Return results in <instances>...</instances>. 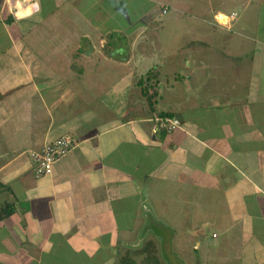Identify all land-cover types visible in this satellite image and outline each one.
<instances>
[{"label":"crops","instance_id":"crops-1","mask_svg":"<svg viewBox=\"0 0 264 264\" xmlns=\"http://www.w3.org/2000/svg\"><path fill=\"white\" fill-rule=\"evenodd\" d=\"M113 1L137 12L79 45L62 38L93 35L101 0L23 19L0 0V264H264V0ZM65 135L32 177L28 152Z\"/></svg>","mask_w":264,"mask_h":264},{"label":"rangeland","instance_id":"rangeland-1","mask_svg":"<svg viewBox=\"0 0 264 264\" xmlns=\"http://www.w3.org/2000/svg\"><path fill=\"white\" fill-rule=\"evenodd\" d=\"M102 2L100 3V2H98L97 4H96V10H97V12H96V18L94 19H92V22H94L95 24H98V25H94V26H90V30H91V32H93L94 34L93 35H91L90 33H89V31L87 30V26H86V24H84V22L83 21H79V24L80 25H77V26H75V27H71V26H69V27H71V28H69V30L71 31V32H73L72 33V35H73V37L72 36H70V35H68V36H64L63 38H62V40L64 39V43H69V44H73V43H75L74 41H73V39H75V36H80L81 37V39L79 40H77L78 42H79V45L81 44V43H84L85 41H90V43H94L95 41H94V36L96 35V33H99V32H101L102 30H103V27H104V25L102 24V21L100 22L99 21V19H98V17L97 16H108V12H109V10H113V11H115L116 12V16L115 17H113V19L112 20H107V23H111V26H109V28L107 27V25H106V29L107 30H112L113 29V27H116V24L117 23H120V22H123L124 21V18H120L121 16H124L125 14L128 16L129 15V12H137V7L138 6H136V4L137 3H134L133 5H131V4H127V5H125V4H121V3H118V4H116V3H114V1L113 0H108L109 2L107 3V2H105V0H101ZM112 1V2H111ZM180 1V0H179ZM177 4V3H176ZM124 5V7H122L121 8V6H123ZM184 5V2L183 3H181V7ZM214 5V4H213ZM99 6V7H98ZM108 6V8H106ZM99 8H100V10H99ZM108 9V10H107ZM143 11H145V12H150L151 13V8L148 6V7H144V9H142ZM142 10L140 9V12H142ZM229 10V9H228ZM110 13V12H109ZM225 13H228V11L227 12H225ZM147 13H146V15L143 17V22L144 23H146L145 21H147ZM172 15H173V13L172 12H170L169 13V15L167 16V14L165 15V16H158V18H156L155 20H153V22H152V24H151V27H150V29L151 30H155L156 28H157V26H160V25H162V26H166V24L164 23V22H168V21H170V19H169V17H172ZM120 18V19H119ZM55 20H53V22H54ZM125 21H126V23H129L132 27H136V18L135 17H131V18H128V19H126L125 18ZM113 24V25H112ZM171 24V23H170ZM100 25V26H99ZM109 25V24H108ZM173 25H175V28H177L176 26H180V27H182L183 26V23H181L180 25H176V24H173ZM117 26H120L119 24H117ZM106 30V31H107ZM83 33H86L87 34V37H83L82 36V34ZM103 33V32H102ZM153 33H154V31H152L151 32V34L149 33L148 35L146 34L145 35V39H147V40H150L151 42H153V44L154 43H157L158 42V38H156V37H153ZM72 37V38H71ZM141 38H142V36H141ZM43 40H42V42H48V43H55V44H58V43H60L61 42V40H60V37H58V36H56L55 34H52V35H50V36H47V37H45V38H42ZM53 40H55V42H53ZM52 45H54V44H52ZM56 46V45H55ZM224 82H225V84L224 85H226V86H229V82L227 81V80H224ZM164 101H166V99H164ZM143 103V105H144V100L142 101ZM69 136V135H68ZM71 137V136H70ZM152 230L154 231V233H155V235L156 236H160V237H162V236H164V234L166 233V231H163L162 232V230H161V228H152ZM210 231H213V230H210ZM159 232V233H158ZM206 236H207V239L208 240H210V232H209V234L206 232V233H204ZM166 236V235H165ZM207 240V242H209ZM182 249V248H181ZM202 251V250H201ZM195 253V252H194ZM193 253V255H192V257H194V254ZM194 261H197L196 260V258H194Z\"/></svg>","mask_w":264,"mask_h":264},{"label":"built area","instance_id":"built-area-1","mask_svg":"<svg viewBox=\"0 0 264 264\" xmlns=\"http://www.w3.org/2000/svg\"><path fill=\"white\" fill-rule=\"evenodd\" d=\"M35 0H21L22 5L26 8L29 7L30 4H33ZM6 3V0H5ZM16 0H11V5L6 3L8 7H12L15 9ZM165 9H162L160 12L163 14ZM231 17V16H230ZM155 131L159 133H170L174 130H177L180 126L179 120L175 118H161L158 117L153 120ZM41 148L38 150L29 151L28 158L31 162L30 169L32 177L39 178L42 176H47L50 174L52 166L56 164L62 158H65L66 155L73 149V140L65 135L60 136L51 142L45 143L40 146Z\"/></svg>","mask_w":264,"mask_h":264},{"label":"clouds","instance_id":"clouds-1","mask_svg":"<svg viewBox=\"0 0 264 264\" xmlns=\"http://www.w3.org/2000/svg\"><path fill=\"white\" fill-rule=\"evenodd\" d=\"M6 3H9L11 5V0H6ZM15 8L18 10L15 15L17 19H23L25 17L33 15L34 12H39V2L37 0L36 3L30 4L27 9H22V3L21 0H16ZM9 11H12V7H9ZM235 13H233V18H235Z\"/></svg>","mask_w":264,"mask_h":264},{"label":"trees","instance_id":"trees-1","mask_svg":"<svg viewBox=\"0 0 264 264\" xmlns=\"http://www.w3.org/2000/svg\"><path fill=\"white\" fill-rule=\"evenodd\" d=\"M150 76L147 77L146 79L149 80ZM138 86L141 88V96L145 99L147 104L149 105L151 103L152 96L147 95L145 87H143V84L141 82L136 83ZM169 117L168 115H162L161 118H167ZM11 213V209L9 207H4L0 210V221L4 218H6L7 215ZM119 264H124L123 260H120Z\"/></svg>","mask_w":264,"mask_h":264},{"label":"bare ground","instance_id":"bare-ground-1","mask_svg":"<svg viewBox=\"0 0 264 264\" xmlns=\"http://www.w3.org/2000/svg\"><path fill=\"white\" fill-rule=\"evenodd\" d=\"M219 22H220V23H222V21H221V20H219Z\"/></svg>","mask_w":264,"mask_h":264}]
</instances>
